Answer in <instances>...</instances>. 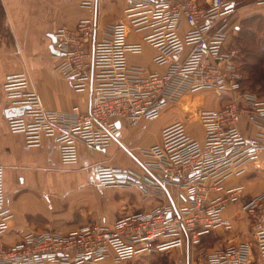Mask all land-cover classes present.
<instances>
[{
	"label": "built area",
	"instance_id": "obj_1",
	"mask_svg": "<svg viewBox=\"0 0 264 264\" xmlns=\"http://www.w3.org/2000/svg\"><path fill=\"white\" fill-rule=\"evenodd\" d=\"M126 2L124 20L101 27L98 4L83 0L81 8L92 16L54 33L57 69L74 92H90L88 111L46 109L26 73L10 74L3 92L21 111L7 125L30 148L52 140L62 164L76 166L80 144L107 148L122 122L165 120L160 141L142 150L140 170L98 167L94 172L98 186L136 188L144 202L158 204L110 224H87L66 234L26 232L7 244L2 238L13 213L6 206V173L0 166V264H122L184 249L200 250L195 264H264V190L245 195L244 185L227 186L264 164V99L244 89L237 51L227 49L232 20H224L240 3L264 6V0ZM145 45L156 51L153 63L164 70L130 64V55H141ZM204 92L215 93L220 106L205 107ZM237 202L252 240L220 241L208 251L211 236L232 230L225 212ZM176 264H188V258Z\"/></svg>",
	"mask_w": 264,
	"mask_h": 264
},
{
	"label": "crops",
	"instance_id": "obj_2",
	"mask_svg": "<svg viewBox=\"0 0 264 264\" xmlns=\"http://www.w3.org/2000/svg\"><path fill=\"white\" fill-rule=\"evenodd\" d=\"M82 2L0 0V166L6 173V206L13 213L9 231L2 238L7 244L17 243L26 232L66 234L87 224H110L122 214L149 210L158 204L156 199L144 202L136 188H102L94 182V172L98 167L140 170L142 150L160 141L165 120H141L133 125L122 122L118 138L107 148L80 144V160L76 166L62 164L58 146L52 140L45 139L42 146L30 148L22 134L9 132V119L20 111L9 104L3 92L4 81L10 74L26 73L31 88L39 94L46 109L70 111L80 106L83 112L88 111L90 92H74L57 69L60 60L55 56L50 37L64 25L92 16V12L81 8ZM95 4H98L101 27L124 20L126 0H95ZM189 51L187 48L181 58ZM155 53L151 46L145 45L144 52L136 56H143L144 62H132L134 55H130L129 62L152 71L164 70L163 66L153 63ZM200 98H205V107L206 100H211L208 108L220 106L213 92H204ZM261 159L264 161V152ZM250 176L251 171L239 180L232 178L227 186L244 185L245 195L262 192L264 181L252 189ZM128 192L140 197V203L125 201ZM241 207V202L227 207L225 215L233 220L234 226L228 232L218 231L212 236L215 241L247 239L244 235L249 233V228Z\"/></svg>",
	"mask_w": 264,
	"mask_h": 264
},
{
	"label": "rangeland",
	"instance_id": "obj_3",
	"mask_svg": "<svg viewBox=\"0 0 264 264\" xmlns=\"http://www.w3.org/2000/svg\"><path fill=\"white\" fill-rule=\"evenodd\" d=\"M249 4L250 7H246L245 5ZM251 18V23H245ZM253 18V19H252ZM232 20V26L233 29L230 32L227 49L229 51H237L235 60L240 66V69L244 75V89L248 90L250 93L256 94L259 98L264 99V82L260 85H256L250 78V75L247 74V71L245 70L243 64H242V58L243 55L241 54V48L245 46L244 42H240L242 37L246 35V33H252L256 36V42L257 44H260L263 49V57H264V6H258L255 3H249V2H243L237 5L235 12L232 14V16H226L224 18L225 21ZM132 62L134 61L143 63L144 59L142 57H132L130 59ZM211 100H206L205 105L208 106L211 105ZM192 103H188L186 108H189V106ZM191 129L194 131L195 134L201 136L202 132L201 129L197 126L195 123H191ZM149 129V128H148ZM147 133H149V130H146ZM258 170H252L250 179H252L250 187L252 189H255L257 184H261L264 181V164L262 163ZM242 177H236V180L241 179ZM235 179V178H233ZM94 182L98 185L97 178L94 176ZM127 199L125 201H130V203L138 204L140 203V197H138L136 194L127 193L125 195ZM129 197V198H128ZM244 237H247V239L252 240L251 235L249 233L245 234ZM212 237L209 240H207L206 249H212L215 247L216 243H218L219 239H216ZM200 256V250H197L195 254L190 253L188 249L182 250H174L171 252L166 253H154L150 255H142L139 256L131 261L124 262L122 264H176L177 261L180 259H184L185 257L188 258V264H195L199 261ZM192 259V260H191ZM103 264H112L110 262L103 263Z\"/></svg>",
	"mask_w": 264,
	"mask_h": 264
},
{
	"label": "trees",
	"instance_id": "obj_4",
	"mask_svg": "<svg viewBox=\"0 0 264 264\" xmlns=\"http://www.w3.org/2000/svg\"><path fill=\"white\" fill-rule=\"evenodd\" d=\"M245 23H251V18ZM240 42L245 43V46L240 49L243 55L242 64L247 74L250 75L251 80L256 85H260L264 82V57L262 46L257 44L255 34L249 33V31L242 37ZM242 83L244 85V80Z\"/></svg>",
	"mask_w": 264,
	"mask_h": 264
},
{
	"label": "water",
	"instance_id": "obj_5",
	"mask_svg": "<svg viewBox=\"0 0 264 264\" xmlns=\"http://www.w3.org/2000/svg\"><path fill=\"white\" fill-rule=\"evenodd\" d=\"M50 37H51V39H52V44H53V46H57V44H58V41H57V39H56L55 35H54V34H52ZM20 111H21V109H20Z\"/></svg>",
	"mask_w": 264,
	"mask_h": 264
}]
</instances>
